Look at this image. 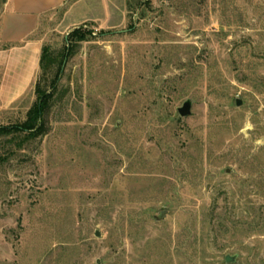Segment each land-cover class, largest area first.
Instances as JSON below:
<instances>
[{
  "label": "rangeland",
  "instance_id": "374dc122",
  "mask_svg": "<svg viewBox=\"0 0 264 264\" xmlns=\"http://www.w3.org/2000/svg\"><path fill=\"white\" fill-rule=\"evenodd\" d=\"M67 6L32 35L57 52L90 32L45 133L0 135V264H264V0ZM13 49L0 37V127L41 73Z\"/></svg>",
  "mask_w": 264,
  "mask_h": 264
},
{
  "label": "trees",
  "instance_id": "16d2710c",
  "mask_svg": "<svg viewBox=\"0 0 264 264\" xmlns=\"http://www.w3.org/2000/svg\"><path fill=\"white\" fill-rule=\"evenodd\" d=\"M89 34L87 30L74 28L67 36L65 47L57 52L52 51L48 45L42 46L39 59L41 73L34 86L36 101L28 109L23 121L11 126L0 127L1 136L9 135L27 141L45 133V118L58 91L64 60L78 47L80 42L88 39Z\"/></svg>",
  "mask_w": 264,
  "mask_h": 264
},
{
  "label": "crops",
  "instance_id": "0c3cea01",
  "mask_svg": "<svg viewBox=\"0 0 264 264\" xmlns=\"http://www.w3.org/2000/svg\"><path fill=\"white\" fill-rule=\"evenodd\" d=\"M6 0L5 9L1 15L0 37L3 42L9 44L12 51L23 55L25 61L38 62L42 46L32 35L37 30L41 16L53 9L67 5L64 17L73 18L77 7L85 5V0ZM87 12L78 20L87 19ZM76 20V21H78ZM33 58H30V57ZM36 67V65H34ZM35 69V68H34ZM28 75L33 73V66L26 68ZM28 78V76H27Z\"/></svg>",
  "mask_w": 264,
  "mask_h": 264
},
{
  "label": "water",
  "instance_id": "95a60500",
  "mask_svg": "<svg viewBox=\"0 0 264 264\" xmlns=\"http://www.w3.org/2000/svg\"><path fill=\"white\" fill-rule=\"evenodd\" d=\"M241 104H242V102L239 99H237L236 100V105L239 106ZM177 111H178L179 115H181V116H188L190 114V112H191V101L190 100H186L185 102H183L182 106L179 107L177 109ZM234 259H235L234 256H230V255H226L225 256V261L226 262H233Z\"/></svg>",
  "mask_w": 264,
  "mask_h": 264
}]
</instances>
